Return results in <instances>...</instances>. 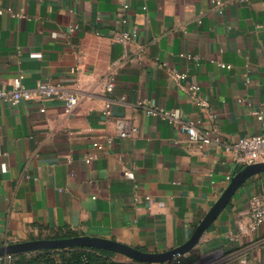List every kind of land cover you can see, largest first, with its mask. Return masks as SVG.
<instances>
[{"label":"crops","instance_id":"0c3cea01","mask_svg":"<svg viewBox=\"0 0 264 264\" xmlns=\"http://www.w3.org/2000/svg\"><path fill=\"white\" fill-rule=\"evenodd\" d=\"M221 1L223 13L213 0H0V9L24 15H0L3 86L23 75L27 88L61 84L80 98L72 115L61 99L0 103V247L72 234L159 253L191 238L244 166L138 104L200 120L223 141L264 134V0ZM124 30L138 31L127 45L114 41ZM172 70L186 79L174 82ZM192 85L206 107L190 99ZM108 101L114 118L138 126L135 137L118 136L104 114ZM261 192L264 173L235 194L191 253L209 264H264V224L251 230L250 216Z\"/></svg>","mask_w":264,"mask_h":264},{"label":"built area","instance_id":"2783aa9c","mask_svg":"<svg viewBox=\"0 0 264 264\" xmlns=\"http://www.w3.org/2000/svg\"><path fill=\"white\" fill-rule=\"evenodd\" d=\"M242 2L246 0H241ZM126 8L129 5L125 6ZM225 8V3L221 0H213V10L218 11L219 13H223ZM146 9V8H145ZM8 14L12 17L21 18L24 17L23 14L16 12L12 7H8L5 9H0V15ZM201 23V21H198ZM77 26H71V31L77 29ZM138 31H128L124 30L117 33L114 36V41L127 45L137 36ZM54 37H57V34H54ZM182 57H186L187 59H195L193 56L187 54H181ZM121 61L115 63L114 68L110 75L104 80V88L107 92H113L115 88V73L118 66L121 65ZM222 68H230V65L227 64H219ZM172 80L176 83H179L182 80H185L187 77L186 73L179 72L177 70L171 71ZM24 76L20 75L14 84L12 89H7L3 86L2 79L0 77V103H9L12 105H18L23 102H29L34 99L41 100H49V99H61L64 101V109L67 115H72L79 105L80 98L72 91L67 90L61 84H50V83H42L36 88H27L23 85L22 80ZM188 95L190 99L200 107H206V102L200 96V88L198 85H192L188 89ZM124 101V98L122 99ZM242 102V101H241ZM138 107L142 108L147 114L152 116L161 117L164 120H168L172 124L176 125L179 130L185 133L188 136V139L192 143H196L199 145L205 144H216L218 147L222 148L224 151L228 153H232L234 155V159L237 164L241 166H249L253 164H257L260 162H264V134L252 135V136H244L237 137L231 141H223L218 137L213 135V132L204 131L201 129L202 122L200 120H187L184 119L179 112H172L164 110L161 107H158L150 102L142 101L138 104ZM258 115L260 120L263 119L262 115L259 112H254ZM104 114L108 120L114 121L116 125L117 134L119 137H135L139 128L134 123L126 120L124 118H114L113 115V101H108L105 104ZM108 142L112 143V138H108ZM94 145L98 149H103L104 145L98 141L94 142ZM6 156V153L3 152L1 146V137H0V158L3 159ZM93 158H89L87 162H91ZM3 164L4 171L7 170V164L5 162ZM126 178L133 179V173H126ZM147 199L152 202L150 196ZM250 216L252 219L251 230H256L260 226L264 224V192L257 193L253 195L250 200ZM66 252L69 254L75 253L78 255V258L72 259L65 264H92L91 263V254H95L94 249L89 248H68V249H59V250H47V251H37L26 253L29 256H32L36 253L50 254V253H58V252ZM100 255V254H99ZM116 256L110 258L103 264H111L113 261L119 262H130L125 258V260H120L115 258ZM123 257V256H122ZM12 255H7L0 257L3 260L4 264H11ZM44 264H64L63 260L52 259L50 262H45Z\"/></svg>","mask_w":264,"mask_h":264},{"label":"water","instance_id":"95a60500","mask_svg":"<svg viewBox=\"0 0 264 264\" xmlns=\"http://www.w3.org/2000/svg\"><path fill=\"white\" fill-rule=\"evenodd\" d=\"M261 173H264V162L244 167L232 178L228 188L198 225L191 238L183 245L166 252H146L115 240L94 236H77L61 239H37L28 242L9 244L0 247V257L7 255H21L37 251L89 248L111 252L140 263L166 264L176 258L190 254L199 244L205 232L217 220L222 211L230 204L235 194L252 177Z\"/></svg>","mask_w":264,"mask_h":264},{"label":"trees","instance_id":"16d2710c","mask_svg":"<svg viewBox=\"0 0 264 264\" xmlns=\"http://www.w3.org/2000/svg\"><path fill=\"white\" fill-rule=\"evenodd\" d=\"M78 235H72V234H64L61 236H56L54 238L51 239H61V238H70V237H77ZM94 251L96 252L95 254H91L90 258H91V263L92 264H103L104 262H106L107 260H109L110 258L114 257L116 254L111 253V252H107V251H103V250H96L94 249ZM61 254H63V256H66L65 259H62L64 264L67 263L68 261L78 258V255L75 253L69 254L64 252H61ZM100 254V255H99ZM62 256V257H63ZM187 259V260H185ZM52 259H50L46 254H40L39 252L32 255V256H26L25 254H21V255H14L12 258V262L11 264H44L45 262H50ZM195 260L194 256H192V254L188 255V256H182L179 258H176L166 264H176V262H181V263H192ZM184 261V262H183ZM111 264H146V263H140L137 261H130V262H119V261H113L111 262Z\"/></svg>","mask_w":264,"mask_h":264},{"label":"rangeland","instance_id":"374dc122","mask_svg":"<svg viewBox=\"0 0 264 264\" xmlns=\"http://www.w3.org/2000/svg\"><path fill=\"white\" fill-rule=\"evenodd\" d=\"M191 254L195 258V260L192 263H181L182 261L181 262L178 261V262H176V264H209V262H207L209 260V257L197 255V253H191ZM25 255L29 257V255H27V254H25ZM47 256L50 259H59V260L65 259V257H66V256H63V254H61L60 252H58V253H50V254H47ZM186 256H188V255H186ZM115 258H118L120 260H125V257H122L121 255H118ZM185 260H187V259H185ZM146 264H150V263H146Z\"/></svg>","mask_w":264,"mask_h":264}]
</instances>
